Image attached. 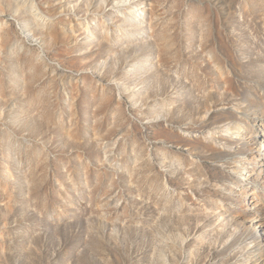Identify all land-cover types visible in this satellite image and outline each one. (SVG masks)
Segmentation results:
<instances>
[{
	"label": "rangeland",
	"instance_id": "rangeland-1",
	"mask_svg": "<svg viewBox=\"0 0 264 264\" xmlns=\"http://www.w3.org/2000/svg\"><path fill=\"white\" fill-rule=\"evenodd\" d=\"M0 264H264V0H0Z\"/></svg>",
	"mask_w": 264,
	"mask_h": 264
}]
</instances>
